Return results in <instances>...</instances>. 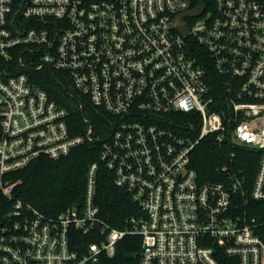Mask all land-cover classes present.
<instances>
[{"label": "built area", "instance_id": "obj_1", "mask_svg": "<svg viewBox=\"0 0 264 264\" xmlns=\"http://www.w3.org/2000/svg\"><path fill=\"white\" fill-rule=\"evenodd\" d=\"M197 8L181 34L176 17ZM0 60L63 73L109 117L104 137L73 135L26 73L0 77V264H102L127 233L141 239L137 264H264V0H0ZM206 139L252 154L251 184L225 166L200 182L191 155ZM99 141L81 203L47 216L15 198L13 173ZM100 168L139 211L127 232L101 216Z\"/></svg>", "mask_w": 264, "mask_h": 264}, {"label": "trees", "instance_id": "obj_2", "mask_svg": "<svg viewBox=\"0 0 264 264\" xmlns=\"http://www.w3.org/2000/svg\"><path fill=\"white\" fill-rule=\"evenodd\" d=\"M191 44L193 53L208 74L209 82L214 84L219 81L205 52L195 43ZM20 72L26 73L51 100L67 110L71 134H83L90 125L95 136L106 135L109 117L80 97L66 75L45 68L27 71L17 61L0 60V77ZM190 117L191 114L178 116L181 124H185ZM100 146V141L78 146L68 156L57 161L41 157L23 170L13 173L12 180L19 181L15 188V198L32 205L47 216H56L67 207L81 203L85 174L88 166L98 160ZM253 160L252 154L241 151L232 158L229 149L217 147L210 139L201 141L191 155L192 168L196 170L200 182L220 181V171L225 166L228 171L242 169L251 184L256 171V162ZM96 203L103 219L120 231L127 232L129 226L126 219L139 214L136 205L123 190L114 186L111 174L103 168L98 173ZM9 208L10 205L0 196V215ZM262 239L264 241V232ZM140 247V237L127 233L117 243L115 256L111 259L104 257L102 264H137Z\"/></svg>", "mask_w": 264, "mask_h": 264}, {"label": "water", "instance_id": "obj_3", "mask_svg": "<svg viewBox=\"0 0 264 264\" xmlns=\"http://www.w3.org/2000/svg\"><path fill=\"white\" fill-rule=\"evenodd\" d=\"M203 12L202 8H197V9H193L189 12H186L184 14L178 15L175 19V25L174 28L176 30H178L181 34L186 35L187 34V30L185 28V26H183V24L181 23V20L183 17H193V16H199L201 15Z\"/></svg>", "mask_w": 264, "mask_h": 264}]
</instances>
